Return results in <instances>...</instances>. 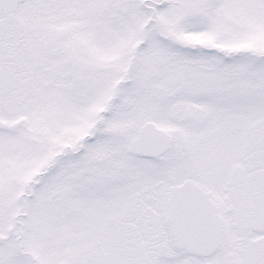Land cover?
Masks as SVG:
<instances>
[{"label": "snow or ice", "instance_id": "1", "mask_svg": "<svg viewBox=\"0 0 264 264\" xmlns=\"http://www.w3.org/2000/svg\"><path fill=\"white\" fill-rule=\"evenodd\" d=\"M0 264H264V0H0Z\"/></svg>", "mask_w": 264, "mask_h": 264}]
</instances>
